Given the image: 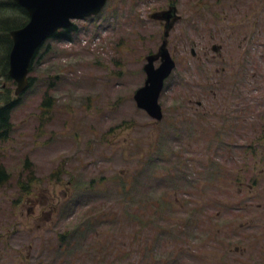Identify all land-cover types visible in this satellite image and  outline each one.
Returning a JSON list of instances; mask_svg holds the SVG:
<instances>
[{
    "label": "rangeland",
    "instance_id": "rangeland-1",
    "mask_svg": "<svg viewBox=\"0 0 264 264\" xmlns=\"http://www.w3.org/2000/svg\"><path fill=\"white\" fill-rule=\"evenodd\" d=\"M109 1L103 15L112 20L124 9L125 32L101 41L86 22L74 21V31L38 49L23 93L14 97L15 84L0 78V95L17 99L0 141L7 175L0 186V264H150L144 245L157 261L151 264L165 258L169 264H264V169L255 158H236L239 150L230 144L242 141L225 147L188 139L185 128L199 109L194 76L172 72L159 95L158 122L135 107L144 57L160 43L146 14L165 0ZM211 1L215 9L223 2ZM238 1L239 12L229 11L227 19L257 22L250 31L254 42L262 40L264 0H253L251 12L249 0ZM8 3L0 0V21L19 25L23 17ZM262 51L253 59L261 77L238 78L248 100L264 99L257 69L264 66V57L257 58ZM240 64L250 70L245 60ZM248 81L254 92L243 88ZM183 223L173 237L162 231ZM197 248L201 258L194 256Z\"/></svg>",
    "mask_w": 264,
    "mask_h": 264
},
{
    "label": "flooded vegetation",
    "instance_id": "flooded-vegetation-1",
    "mask_svg": "<svg viewBox=\"0 0 264 264\" xmlns=\"http://www.w3.org/2000/svg\"><path fill=\"white\" fill-rule=\"evenodd\" d=\"M209 1L165 0L158 9L147 12L146 19L153 25L151 29L156 34L160 32V43L155 51L146 54L144 64L147 56H156L152 66L157 68L160 65L158 54H167L173 66L162 81V87L176 69L182 75L194 76L190 81H193L195 85L191 87H196L199 93L198 101L194 102L199 109L198 112H190L196 115L194 124H189L185 128L188 139L216 144L219 141L225 147H227V141H242V143L230 144L231 148L239 150L236 158L240 157L243 161H246L243 157L255 158L256 165L264 169V99L254 97L248 100L241 95L242 89L237 88L241 84L238 83V78L241 76L261 77L260 73L253 70V59L255 50H264V47H260V45L264 46V37L255 42L252 38L250 28L257 22L227 19L229 11L239 12L238 0H223L219 9H215L216 2ZM109 2L105 0L96 15L73 20L70 28L58 30L55 33L64 38L66 34L76 29L74 21H83L91 28V35L94 38L99 37L101 41H109L114 36L120 35L125 32L124 9L116 10L113 14L114 18L110 20L107 15H103ZM181 2H185L186 6H183ZM211 7L213 11L210 10ZM252 9L253 0H249L245 10L251 12ZM48 39H53L52 35ZM263 57L264 51L258 52L257 58ZM243 60L249 66V71L241 67L240 62ZM180 61H183V65H179ZM232 61L239 62L238 66ZM257 69L264 74V66ZM252 82L256 84L257 80ZM254 84L248 81L243 88L254 92L257 89ZM262 86L264 85L259 88ZM243 139L247 141V144L244 145ZM224 150L231 155V152ZM209 163L218 168V164L212 163L211 160ZM252 166L254 167L253 163ZM66 234L65 232L59 236L63 238ZM64 246V244L56 246L58 254L64 253ZM17 256L19 257V254ZM11 264L26 263L14 261ZM59 264H63V261Z\"/></svg>",
    "mask_w": 264,
    "mask_h": 264
},
{
    "label": "water",
    "instance_id": "water-1",
    "mask_svg": "<svg viewBox=\"0 0 264 264\" xmlns=\"http://www.w3.org/2000/svg\"><path fill=\"white\" fill-rule=\"evenodd\" d=\"M27 15V22L9 32L10 48L7 54V77L13 81V96L17 97L28 87L31 60L41 44L58 30L68 29L72 21L96 15L105 0H12ZM160 65L153 68L156 56H147L143 66L145 80L136 89L132 99L138 109L153 120L161 119L157 103L162 81L172 69L167 54L160 53Z\"/></svg>",
    "mask_w": 264,
    "mask_h": 264
},
{
    "label": "trees",
    "instance_id": "trees-1",
    "mask_svg": "<svg viewBox=\"0 0 264 264\" xmlns=\"http://www.w3.org/2000/svg\"><path fill=\"white\" fill-rule=\"evenodd\" d=\"M8 6L10 8H12L14 11H18L20 13V15L23 17V21H19V25L18 22H16V20H9V18L3 19L0 21V24L2 27H0V78L3 77L6 79V81H10V79L7 77V54L10 48V37H9V32L11 30L17 29L19 27H21L25 22H26V14L25 12L20 9L19 7H17L13 2H11L10 0H8ZM18 25V26H16ZM71 30V29H70ZM69 30V31H70ZM68 34H66L64 37H66ZM62 35L59 36V34L55 33L52 35L53 39H59L61 40ZM38 51V50H37ZM34 54V57H36V53ZM33 57V59H34ZM32 59V61H33ZM32 63V62H31ZM31 66V65H30ZM30 69V68H29ZM31 82V79H28ZM29 82V83H30ZM0 102H2L3 104H0V141H4L9 133V115L11 110L13 109V107L16 105L17 103V99L14 98V100H8L7 96L5 97V95H0ZM44 103V102H43ZM7 179V175L5 174L4 170L2 168H0V186L6 181ZM125 196H128L125 194ZM202 204H205V201L202 200L201 201ZM200 203V204H201ZM187 221L186 219H184V222ZM151 223L150 221H145L142 222L141 226H142V230L143 229H149V224ZM188 224H192L191 222H187ZM187 223H183V225L180 226H176V227H168V229H163V233H165L167 236L173 237L176 234H178L177 228H179V230L186 228V224ZM141 228V227H140ZM174 229V230H171ZM137 235V234H135ZM188 238L190 239V236L187 234ZM193 240L190 239V241L188 242V240L185 241V243H187L188 248H190V246H193ZM145 249L143 251V256L145 255V257H148L149 260L148 262L151 264L152 261L157 262L156 259L154 258V256L151 257L150 254V249L144 245ZM180 249V247H176L175 250H172V255L176 256L178 254V251ZM187 253H189L188 250ZM196 255L194 256H198L199 258H201L200 254H204V252L202 251V248H197L196 250ZM217 252V251H216ZM211 255H215V254H211ZM142 256V257H143ZM151 257V258H150ZM168 258H165L164 260L160 261V263H156V264H169L167 263ZM132 264V262L130 263Z\"/></svg>",
    "mask_w": 264,
    "mask_h": 264
}]
</instances>
